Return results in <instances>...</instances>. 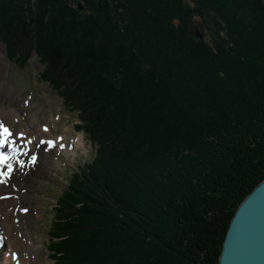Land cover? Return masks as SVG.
Segmentation results:
<instances>
[{"label":"trees","instance_id":"trees-1","mask_svg":"<svg viewBox=\"0 0 264 264\" xmlns=\"http://www.w3.org/2000/svg\"><path fill=\"white\" fill-rule=\"evenodd\" d=\"M0 41L37 52L96 148L55 264H220L264 179V0H0Z\"/></svg>","mask_w":264,"mask_h":264},{"label":"rangeland","instance_id":"rangeland-1","mask_svg":"<svg viewBox=\"0 0 264 264\" xmlns=\"http://www.w3.org/2000/svg\"><path fill=\"white\" fill-rule=\"evenodd\" d=\"M22 54V51L17 53L19 57H22ZM0 62L4 66L3 71L0 72V87L8 84L18 93L17 99L7 96L0 97V109L10 106L19 112L20 117H9V125L13 129L20 130V125L27 128L32 127V123L36 120L39 124L50 126L55 136L67 135L64 142L68 144H71L75 137L81 138L82 145L77 148L75 154H60V150L55 149L52 154L59 157V160L45 164L43 160L37 159L35 164L30 162L27 164L29 174L44 184L41 187L43 199L41 203L38 202L36 196L22 199L23 207L30 208V216L34 221L32 235L36 247L32 248L25 242H21V246L26 250V256L29 254L31 264H55L48 247L57 198L68 185L74 171L94 158L96 148L86 132L79 129L82 124L79 113L68 107L59 90L40 75L46 64L42 62L36 51L32 50L27 61L22 65L19 60L11 57L7 44L0 41ZM19 99H29L30 107L24 106V102L20 103ZM2 115L5 117L4 113ZM40 147L41 139L37 137L33 147L24 154L26 159L30 161L31 156L35 155ZM11 217L12 224L15 226L14 235L20 239L15 214H11Z\"/></svg>","mask_w":264,"mask_h":264},{"label":"bare ground","instance_id":"bare-ground-1","mask_svg":"<svg viewBox=\"0 0 264 264\" xmlns=\"http://www.w3.org/2000/svg\"><path fill=\"white\" fill-rule=\"evenodd\" d=\"M4 69L3 64L0 62V72ZM7 96L11 99H17L18 93L13 90L8 84H3L0 87V97ZM29 100V99H28ZM28 100L19 99V102H24V106L30 107ZM29 102V104L27 103ZM5 114V117L2 115ZM10 116L20 117L19 112L15 108L5 106L0 109V122L5 127L9 126ZM45 128L47 131H45ZM12 136L9 137L10 141H13V147L19 149L18 152L13 153L12 148L7 144L4 146L9 153L12 154L10 163L13 165V172L10 177L7 178V183H0V197H6L3 200L0 199V217L7 237L6 257L4 264H31L29 260V254H25L24 248L21 246V242L29 244L32 248L36 247L32 232L34 230V221L30 216V208L23 207L22 199H27L30 196H36L39 203L42 202L43 193L41 191L42 182H38L36 177L29 174L27 167L28 160H25L24 154L33 147L34 140L39 137L41 141L52 140L54 142L52 147H49L46 143H41V147L37 150L35 155L37 159L43 160L45 164L59 160V157L53 156L52 152L55 149L60 150V154L68 155L70 153H76L77 148L80 147L81 138L72 139V143L68 144L64 142L67 135L55 136L50 129V126L39 124L36 120L32 123V127H24L20 125V130L12 129ZM30 141V143H29ZM19 161H24V166L21 167ZM7 171V165L4 169ZM2 200V201H1ZM27 209V211H23ZM15 214L16 227L20 235V239L17 238L15 233V226L11 221V214ZM14 218V217H13ZM30 248V247H29ZM31 258V257H30Z\"/></svg>","mask_w":264,"mask_h":264},{"label":"water","instance_id":"water-1","mask_svg":"<svg viewBox=\"0 0 264 264\" xmlns=\"http://www.w3.org/2000/svg\"><path fill=\"white\" fill-rule=\"evenodd\" d=\"M220 264H264V179L236 210L223 243Z\"/></svg>","mask_w":264,"mask_h":264},{"label":"snow or ice","instance_id":"snow-or-ice-1","mask_svg":"<svg viewBox=\"0 0 264 264\" xmlns=\"http://www.w3.org/2000/svg\"><path fill=\"white\" fill-rule=\"evenodd\" d=\"M45 131L47 129L45 128ZM12 136V132L9 128L5 127L2 122H0V148H3L6 144L12 148L13 153L18 152L19 149L13 147V141L9 140V137ZM30 143V141H29ZM41 143H46L49 147H52L54 142L52 140L41 141ZM10 155L6 154L3 151H0V183H7V178L10 177L13 172V165L10 163ZM37 161V156L32 155L30 159L31 164H35ZM21 167L24 166V161H19ZM4 165H7V171H3L2 168ZM6 197H0V199H4ZM23 211H27V209H23Z\"/></svg>","mask_w":264,"mask_h":264}]
</instances>
